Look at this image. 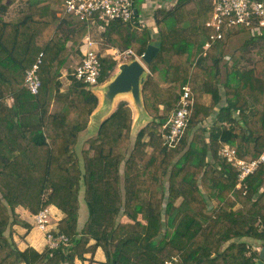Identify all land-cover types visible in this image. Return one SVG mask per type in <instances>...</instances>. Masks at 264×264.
I'll return each instance as SVG.
<instances>
[{"label": "trees", "instance_id": "1", "mask_svg": "<svg viewBox=\"0 0 264 264\" xmlns=\"http://www.w3.org/2000/svg\"><path fill=\"white\" fill-rule=\"evenodd\" d=\"M14 1L0 0V264H76L99 246L105 264H264L260 251L248 256V242L241 240L264 247V161L238 187L239 169L219 154L226 143L247 161L264 153V44L261 58L240 69L249 41L244 43L223 73L225 38L248 29L227 30L205 50L215 0L158 8L156 31L144 29L133 48L141 55L148 43L161 42L142 86L150 121L133 136L132 109L120 101L78 153L79 135L99 98L72 71L61 92L59 77L70 55L80 52L88 23L68 18L65 0H26L24 13L6 21L3 14ZM130 29L111 22L102 34L111 46L130 48ZM41 53V86L34 94L25 77ZM100 62L99 82L105 83L117 61L101 55ZM186 85L194 99L188 124L166 149L161 128ZM55 99L64 105L51 112ZM52 204L65 214L57 227L68 244L20 250L14 225L28 223L16 208L36 214ZM83 206L87 220L81 224ZM125 215L129 222L121 220Z\"/></svg>", "mask_w": 264, "mask_h": 264}, {"label": "built area", "instance_id": "2", "mask_svg": "<svg viewBox=\"0 0 264 264\" xmlns=\"http://www.w3.org/2000/svg\"><path fill=\"white\" fill-rule=\"evenodd\" d=\"M63 5L64 14L68 18L85 21L89 28L91 26L104 28L111 22L133 23L136 15L135 0H65ZM206 26L212 29V33L204 44L205 50H208L216 40L223 39L227 30H235L239 27L247 28V32L251 36H264V0H215L213 16L207 21ZM82 48V60L77 64L73 73L88 86H94L98 84L101 74V54L98 49V42L91 33L87 32L84 36ZM107 51L114 58L126 56L142 61L143 54L138 55L131 48L122 50L111 47ZM116 54L117 56H115ZM42 55L43 53L40 54L38 61L25 77L26 86L34 94L38 93L41 86L38 68ZM193 100L190 87L184 86V92L177 110L161 128L166 149L175 146L183 136ZM219 154L239 169L238 187L246 186L244 179L264 161V153L251 161L239 157L236 146L229 143L223 144ZM49 215L48 207L35 214L37 226L45 232L47 247L59 248L67 245L69 238L58 229L49 227L51 221ZM247 248L246 254L249 256L254 251V247L247 244ZM166 264H172V262L168 261Z\"/></svg>", "mask_w": 264, "mask_h": 264}, {"label": "crops", "instance_id": "3", "mask_svg": "<svg viewBox=\"0 0 264 264\" xmlns=\"http://www.w3.org/2000/svg\"><path fill=\"white\" fill-rule=\"evenodd\" d=\"M179 0H143V2L140 4L141 8L136 6L138 12L136 13V15L138 16L140 14L141 9L144 10V18L146 19V21H148V25H146L145 27H149L151 29L155 30V14L158 10V8L160 9H170L173 8ZM189 6H192V4H190ZM135 20V18H134ZM135 23H139L137 20H135ZM139 29H142L144 27V25H140L137 26ZM150 29V30H151ZM144 30V29H143ZM240 32H236L232 37H228L225 38L224 40V44L221 47V52L224 54L223 59L225 60L224 63H226V59H230L231 54L234 52L235 49H231V51H226V49L228 50V47L231 46V41H233V39L236 38V36L239 34ZM264 40V38L262 39ZM82 45L80 46V57H83L82 54ZM232 62V61H230ZM195 64V63H193ZM148 68V67H147ZM149 70V68H148ZM73 72V70H71ZM70 71V72H71ZM62 76L59 77L60 82H61V87H60V91L61 92H65L68 90V87L70 85V77H69V69L68 66L66 65L63 69H62ZM150 72V71H149ZM109 81V80H108ZM89 88V86L87 87ZM90 89V88H89ZM93 91V90H92ZM95 93V92H94ZM123 99L124 101H127L132 109V135L135 136L137 134V132L143 128L144 126L147 125V123L150 121L151 116L148 115L147 111L145 110V112L141 113L139 111V109L137 108L133 97L130 93H124V94H120L118 95L113 103V107L112 110L109 113H104L102 111V102L103 100H101V102L98 104L97 108L93 111L91 117H90V121L88 123V127L80 133L79 137L88 134V138L94 136L99 128L100 123L108 116L110 115L115 108L118 105V99ZM143 99V98H142ZM205 101H209L210 100V95L209 94H205L204 96ZM120 100V101H123ZM144 103V102H143ZM64 105V102L61 100H53L52 102V106H51V112H58ZM163 106H160V112H162ZM101 113V114H100ZM96 118V120H95ZM84 207V206H83ZM81 209V213H83L84 209ZM49 212H50V224H51V228L54 229H58L57 224L58 222L65 216L64 212L59 209L57 206L55 205H49ZM17 213L19 214L20 218L24 221H26L28 223L27 226H23V225H19L16 224L14 225V229H15V233H14V239L16 240V242L18 243V247L20 250H25L28 247H33L36 250H38L39 252H42L46 249L47 247V241H46V236H45V232L43 230H41L38 226H37V222L35 219V213H32L28 208L19 205L16 208ZM121 220L123 222H129L130 218L128 216H122ZM81 222V220H80ZM144 222V221H143ZM82 224V222H81ZM241 240L247 241L248 244L252 245L254 247V250H259L261 251V249L263 248V246L256 240H251L250 238H241ZM96 241L95 239H91L90 240V244H94ZM106 262V255L105 252L103 250L102 247H97L96 251L94 254L92 253H86L85 254V259L81 260V259H76V264H105ZM19 264H26L24 262L19 263Z\"/></svg>", "mask_w": 264, "mask_h": 264}, {"label": "rangeland", "instance_id": "4", "mask_svg": "<svg viewBox=\"0 0 264 264\" xmlns=\"http://www.w3.org/2000/svg\"><path fill=\"white\" fill-rule=\"evenodd\" d=\"M7 2V1H5ZM143 2V0H135V5L141 8V3ZM25 8H27V3L26 0H15L8 8L7 12L5 14H3V17L6 21H16L24 12ZM144 16V10L141 9L140 14L137 16L135 15V20H137L139 23H135V20L133 23H128L129 27L131 26V32L133 34V39H131L130 44H131V49L135 48L138 46L140 39L144 36H146V31L145 30H150L151 28L149 27H145L146 25H148V21H146V19H143ZM140 25H144V27L142 29H139L137 26ZM62 29L64 30V32L68 31L67 26L62 27ZM104 28H100L98 26H91V28H88L87 32L91 33L94 37V39L98 42V49L101 55H111L110 53H108V48L114 47L111 46L108 41L106 36L104 37L103 30ZM61 30V29H59ZM86 32V33H87ZM85 33V35H86ZM84 35V36H85ZM83 36V38H84ZM233 38V36H231ZM83 38L80 41V44L78 47H80L83 43ZM251 35L248 32H240L235 39H233V41H231V46L228 47V50L226 49V51H231V49H237L240 46H242L244 43L248 42V47L244 50L243 52V56L241 61L239 62V68L240 69H249L253 66L254 62L256 60H259L261 58V54L258 53V50L261 47V44H264L262 42H264V40L259 39V38H255L254 40L251 39ZM151 43V42H150ZM148 43V44H150ZM261 43V44H260ZM71 42L67 43V46H70ZM148 46V45H147ZM120 49H128V48H124L122 46L117 47ZM235 51V50H234ZM113 56V55H112ZM117 56V54L115 55ZM114 58V57H113ZM117 61V64L112 72V77L113 78L116 73L119 71V65L123 62H128L132 60V57H126V56H121V57H117L114 58ZM82 60V58L80 57V54L76 51H74L70 57L68 58L66 65L68 66L69 72L71 70H75V67L77 66L78 63H80ZM231 59H226L227 63L232 64V62H230ZM224 62L225 60L222 59L220 67L222 72H225L224 69ZM65 65V66H66ZM149 73V72H148ZM147 73V74H148ZM62 76V75H61ZM110 78V79H111ZM107 82V81H106ZM105 82V83H106ZM105 83H98L94 86H89V88L91 90H93V92H95V94L98 96L99 98V103L101 102V100H103V93H102V87ZM120 102V100L123 99H118ZM101 114V113H100ZM96 120V118H95ZM89 146L88 144V134H85L81 137H79L78 140V144H77V152L80 153L84 148H87ZM235 146V145H234ZM81 196H83V193L81 194ZM84 205V204H83ZM84 211L83 213H81L80 215V220L82 222V224L87 220V211L85 206L83 207ZM51 216V215H49ZM144 222H146L145 220H142ZM49 227H52L51 224H49Z\"/></svg>", "mask_w": 264, "mask_h": 264}, {"label": "water", "instance_id": "5", "mask_svg": "<svg viewBox=\"0 0 264 264\" xmlns=\"http://www.w3.org/2000/svg\"><path fill=\"white\" fill-rule=\"evenodd\" d=\"M135 12H138L137 8H135ZM160 46V41L150 43L142 55V61L132 59L131 61L123 62L119 65V71L116 75L107 81L102 87V111L104 113H109L112 110L115 98L124 93H130L139 111L141 113L145 112L142 99V86L146 81L147 73L149 71L147 64L154 59ZM263 260L264 247L260 251L259 262L262 263Z\"/></svg>", "mask_w": 264, "mask_h": 264}]
</instances>
